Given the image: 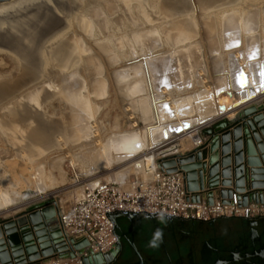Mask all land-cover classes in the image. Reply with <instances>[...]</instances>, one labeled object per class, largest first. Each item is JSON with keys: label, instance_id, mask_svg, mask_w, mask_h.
<instances>
[{"label": "bare ground", "instance_id": "obj_1", "mask_svg": "<svg viewBox=\"0 0 264 264\" xmlns=\"http://www.w3.org/2000/svg\"><path fill=\"white\" fill-rule=\"evenodd\" d=\"M0 55L11 59L20 71V76L9 81L0 77V136L11 148L5 153L19 159L32 153L53 157L61 152L70 157L76 148L92 172H112L118 165L125 168L112 174L114 180H127L131 172L144 177V168L153 159L146 151L171 133L205 125L220 110L264 95V0L1 1ZM208 61L216 74L214 92L208 86L198 89L193 98L196 103L179 101L180 113L166 112L164 99L158 101L156 114L143 105L139 111L144 131L105 139L97 121L100 108L94 107L84 91L86 74L107 72L106 62L113 66L117 83H128L130 94L136 96L146 88L137 80L130 84V72L137 77L145 72L167 88L194 89L200 72L207 73ZM91 86L96 91L102 88L98 81ZM26 87L30 92L18 97L16 91ZM52 100L65 107V117L44 113L42 108ZM135 102L143 104L139 99ZM26 147L31 148L27 154ZM69 166L75 170L72 162ZM14 167L13 161L7 163L22 199L45 193V168H38L40 183L34 190L21 184L24 179L30 186L27 175L34 168L14 171ZM5 177L0 211L18 199ZM51 202L54 209H60L55 199Z\"/></svg>", "mask_w": 264, "mask_h": 264}, {"label": "built area", "instance_id": "obj_2", "mask_svg": "<svg viewBox=\"0 0 264 264\" xmlns=\"http://www.w3.org/2000/svg\"><path fill=\"white\" fill-rule=\"evenodd\" d=\"M238 107L226 109L205 125L199 124L183 131L164 142L159 149L146 151L153 159L145 166L144 177L132 175L123 181L84 183L80 199L59 210L55 209L56 231L59 236L56 243H50L52 247L60 245L62 250L54 251L47 259L28 264H84L86 259H92L96 255L106 259L116 246V221L113 217L119 213L201 223L217 219L254 220L264 217V203L250 202L246 206H240L236 195L225 203L213 191L212 204H208L206 174L203 178L204 192L199 201H196V194L186 189L185 173L179 169L178 164L175 166L176 172L168 173L163 168L162 157L159 155L162 150L175 146L180 155L203 150L208 137H201L202 130L211 127L217 123L215 119L235 111ZM181 142L185 147L181 146ZM175 153L176 151L172 154ZM81 243L85 245L79 246Z\"/></svg>", "mask_w": 264, "mask_h": 264}, {"label": "water", "instance_id": "obj_3", "mask_svg": "<svg viewBox=\"0 0 264 264\" xmlns=\"http://www.w3.org/2000/svg\"><path fill=\"white\" fill-rule=\"evenodd\" d=\"M240 105L228 106L226 109ZM226 109L220 110L218 114ZM195 126L180 132L177 129L149 150L159 149L164 142ZM200 135L202 138L208 137L203 150L184 155L177 153L176 146L168 152L162 150L159 155L162 157L163 168L173 173L178 164L179 169L185 173L186 189L196 194V201L204 192L203 178L206 174L208 204H212L213 191L225 203L233 195H236L240 206L250 202L264 203V99L256 106L235 113L229 122L223 120L203 129ZM174 151L176 153L172 154ZM53 204L51 201L36 203L26 207L22 213L0 219V264L35 263L49 258L54 251L62 250L60 245L52 247L50 243H56L59 236L55 221L57 211ZM134 217L138 216L119 213L113 218L116 221L118 218L131 220ZM140 217L154 219L147 215ZM84 245L81 243L79 246ZM104 260L102 256L96 255L86 259L84 264H103Z\"/></svg>", "mask_w": 264, "mask_h": 264}, {"label": "rangeland", "instance_id": "obj_4", "mask_svg": "<svg viewBox=\"0 0 264 264\" xmlns=\"http://www.w3.org/2000/svg\"><path fill=\"white\" fill-rule=\"evenodd\" d=\"M105 65L108 67L107 72H103L102 74L96 76H93L92 74L91 75L86 74L85 79H83L85 93L90 98L94 107L100 108V112H99L100 114L98 116L97 121L102 125L103 130H105L104 131L105 139H108L111 136L115 137V136L131 134L137 131H144L145 120L143 114L140 113L139 111V109L143 110V105L145 109L148 110V112L153 111L156 114L160 108L159 104H157L158 101L164 99L166 101V110H165L166 112L180 113L178 110L179 101L184 99H190V100L192 99L193 103H196L194 102L193 98L196 95V91L198 89L204 90L205 89L204 86H208L209 89L211 88L213 92L215 91L214 87H215L216 74L211 70V68L213 67L211 61H208L205 65V68L208 70L207 73L200 72L201 75L198 76L200 83L198 79L195 80L194 89L192 88L188 89L185 87L179 89L175 87L167 88L166 86L157 84L156 81H154V78L149 76L145 72H141L139 74V77L136 76L135 72H130L129 77H131V79L129 80V83L132 84L137 80L139 83L144 84L146 88V89H142V92L136 96H132L130 94L128 83L124 82L121 85L117 83V81L115 80L112 74L113 66L106 62ZM18 76H20V71L18 70L17 72V69H15V65L13 64V61L7 57L0 55V77L5 81H9L10 79L12 80L13 77L16 78ZM97 81L101 84L102 87L101 89L98 88V91H96L97 89L94 90L93 87L91 86L92 82H97ZM30 89H31L30 87L29 88L26 87L25 89L19 92L16 91V94L18 97L21 96V94L23 96L24 92L25 93H27L28 91L30 92ZM213 92H211V94H214ZM96 94L97 96H95ZM138 99L141 100L143 104L136 103L135 101ZM45 106L46 107H43L42 109H44V113H46L47 115L52 117H57L60 114L62 117H65V111H64L65 107L61 103L52 100L49 101ZM126 109L127 110L130 109V110L126 111ZM130 114L132 115L131 119L129 117ZM135 123L137 124L136 128L133 127V124ZM1 138L2 137L0 136V168H1L0 190L3 192V189L5 188V184L3 183L2 176L4 177L6 176L5 178L6 179L9 178L7 180H9V182L13 184L12 185L13 188L11 190L14 195L13 197L18 198L17 203L15 204L16 213H22L26 209L25 206L28 207L29 205H33L40 202L51 201L54 199L58 203H60L62 207H66L70 202L76 200L77 195L79 196L80 194H82L83 192L82 186L84 183H91L94 181H98L99 179L101 181H122L120 179L114 180V175L112 174L113 173L115 174L117 171L125 168L124 166H122V168L120 166L121 169L119 168L118 165L113 166L114 170L112 169V172L111 171L108 172L106 170H94L92 172L90 170L91 168L90 164L84 163L80 159V153H79L80 151L76 150V148L72 149L70 157H65V153H61V152L57 153L53 157H48L49 154L43 155L41 157V156H36L35 154L33 155L32 153L30 154L31 157L34 159L32 160L30 155L27 154L28 151L31 150V148L26 147L23 150L24 153L27 154L28 156L24 155L25 157H22L23 159H19L18 156H16L17 158H13L12 154L5 153V151L7 152V149L8 151H11V148ZM155 145L158 144H153L150 146H155ZM1 151H3L4 153L2 154ZM31 152H33V150ZM12 161L14 162V166H15L14 171H16V167L26 168L28 166H32L34 168L33 174L27 175L28 179H30L29 180L30 186L26 185L24 179H21L22 182L21 184L25 189L28 187L34 190L37 189L36 185L37 183H40V178H38V168L40 167L45 168L46 170L45 176L48 180L46 181L47 189L45 193L40 195L39 198H37L38 197L37 196L36 197L37 199H33L30 201H28V199H22V197H20L19 195L20 192L18 191L19 186L18 185L15 186L16 181H13L14 179L12 177L13 175H11V173L7 168V163ZM70 162L73 163L75 170L71 169V167L69 166ZM133 174L135 173L132 172L129 173L128 178ZM94 177L96 178V180H93ZM16 192H18L19 194ZM11 207L7 208V210H9ZM7 210L6 208L5 210L4 209L1 210L0 214L6 212ZM0 217H3V215H1ZM123 220L124 218H118L119 223H122ZM135 222L140 227L145 228V230L154 229L153 228L154 224L143 218H135ZM156 223H157L156 226H158L159 228H164L166 225L165 222L161 219L158 220ZM235 226H239V224L236 223Z\"/></svg>", "mask_w": 264, "mask_h": 264}, {"label": "flooded vegetation", "instance_id": "obj_5", "mask_svg": "<svg viewBox=\"0 0 264 264\" xmlns=\"http://www.w3.org/2000/svg\"><path fill=\"white\" fill-rule=\"evenodd\" d=\"M135 218L143 217L116 220V246L103 264H264V217L206 223L143 218L154 224L152 230L137 225ZM160 219L164 228L156 226ZM158 228L162 241L151 246Z\"/></svg>", "mask_w": 264, "mask_h": 264}, {"label": "crops", "instance_id": "obj_6", "mask_svg": "<svg viewBox=\"0 0 264 264\" xmlns=\"http://www.w3.org/2000/svg\"><path fill=\"white\" fill-rule=\"evenodd\" d=\"M263 98H264V95H260V94H257L256 96H255V98H254V100H251L250 102H248V103H246V104H243L242 106H240V107H238L235 111H231L230 113L228 112V114H226V115H224L223 117H219V118H217V119H215V121H228V120H230L232 117H234V115H235V112H237V111H242V110H244V109H247V108H249V107H252V106H256L259 102H261L262 100H263ZM214 119V118H213ZM212 121V120H211ZM208 123V122H207ZM206 123V124H207ZM31 203V202H30ZM29 203V204H30ZM60 204V203H59ZM21 207V206H20ZM23 207H24V205H23ZM22 207V208H23ZM25 207H27V206H25ZM59 207L61 208L62 207V205L60 204L59 205ZM12 213H16V206H14V207H11L9 210H7L6 212H3V213H1L0 214V216L1 215H3V217H0V219H5V218H8V217H10L11 215H12ZM138 217H140V216H138ZM118 220V219H117Z\"/></svg>", "mask_w": 264, "mask_h": 264}, {"label": "clouds", "instance_id": "obj_7", "mask_svg": "<svg viewBox=\"0 0 264 264\" xmlns=\"http://www.w3.org/2000/svg\"><path fill=\"white\" fill-rule=\"evenodd\" d=\"M163 232L161 229H157L153 235V239L150 241L151 246H156L157 241H162Z\"/></svg>", "mask_w": 264, "mask_h": 264}, {"label": "snow or ice", "instance_id": "obj_8", "mask_svg": "<svg viewBox=\"0 0 264 264\" xmlns=\"http://www.w3.org/2000/svg\"><path fill=\"white\" fill-rule=\"evenodd\" d=\"M262 75H264V73H262ZM243 86V85H242ZM262 86H264V85H262Z\"/></svg>", "mask_w": 264, "mask_h": 264}]
</instances>
